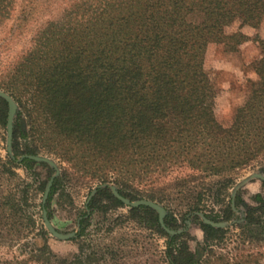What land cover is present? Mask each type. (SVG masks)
I'll return each instance as SVG.
<instances>
[{
	"label": "trees",
	"instance_id": "16d2710c",
	"mask_svg": "<svg viewBox=\"0 0 264 264\" xmlns=\"http://www.w3.org/2000/svg\"><path fill=\"white\" fill-rule=\"evenodd\" d=\"M14 2L0 0V24ZM263 18L264 0L72 1L58 19L37 30L30 48L4 73L7 81L0 79V89L12 96L26 121L24 127L18 119L13 124L12 156H34L41 147L79 176L103 184L115 177L119 194L131 201L140 196L129 191L130 183L158 182L178 167L217 176L249 165L264 156V40L258 41V81L229 126L215 116L217 91L203 62L209 44L236 52L248 40L239 31L226 33L231 24L255 29ZM6 118L7 104L0 98L1 125ZM20 165L46 168L45 182L51 176L44 163L24 158ZM45 182H40L41 192ZM58 182H52L46 208ZM256 198L263 202L260 195ZM104 199L120 204L106 186L97 188L87 205L90 215ZM129 213L168 238L167 264H257L251 255L196 261L185 234L167 235L153 210L139 206ZM231 214L228 209L222 220L206 217L221 222ZM85 215L77 224L79 238L88 225ZM194 219L207 246L221 239L223 229ZM27 222L34 228L30 215ZM244 222L248 229L262 228L251 208ZM164 225L176 230L167 219ZM36 236L42 239L44 233ZM45 251L44 245L29 250L27 260L0 264L38 263ZM81 252L80 247L77 256L60 264H85Z\"/></svg>",
	"mask_w": 264,
	"mask_h": 264
},
{
	"label": "rangeland",
	"instance_id": "374dc122",
	"mask_svg": "<svg viewBox=\"0 0 264 264\" xmlns=\"http://www.w3.org/2000/svg\"><path fill=\"white\" fill-rule=\"evenodd\" d=\"M72 1L15 0L9 18L0 24L2 81H7L4 73L30 48L37 30L45 22L58 19ZM236 31L248 39L236 52H227L220 44H209L204 54V71L217 91L214 113L223 126L232 123L236 110L244 105L258 81L255 67L262 57L258 41L264 40V18L255 29L240 27L238 23L225 29L228 34ZM14 102L17 112L13 124L18 119L24 127L26 121L22 114H18L20 108ZM20 144L25 142L20 141ZM38 148L39 152L34 156L48 158L59 171L54 178H59L58 189L47 208V201L42 203L46 185L43 192L40 189V182L47 179V169L35 167L26 170L20 165L23 155L13 157L12 164H8V159L12 158L6 151V124H0L1 262L27 260L29 250L41 249L45 245L47 251L43 255L38 254V263L31 261L28 264H60L70 261L79 254L80 247L82 252L79 257L85 264H167L164 254L166 236L157 232L151 223L132 219L130 207L123 203L102 200L98 210L86 216L89 217L88 225L80 238L58 240L52 237L44 227L43 210L50 215L49 221L58 233H76L77 219L85 211L87 199L94 190L105 184L110 188L118 186L113 183L115 177L103 184L99 180L79 176L62 160ZM48 168L52 171L49 180L54 170ZM256 175L264 178V156L247 166L226 170L217 176L193 171L188 166L178 167L158 182L130 183L128 189L137 192L140 200L160 205L166 215L175 220L176 229L185 231L189 249L195 258L199 256L198 260L212 255L231 258L251 255L252 262L264 264V239H261V233L264 232V181L254 177ZM259 195L262 203L256 198ZM236 196L240 198L239 204L235 203ZM227 208L232 211L230 219L217 222L226 223L222 228L221 239L207 246L193 218L200 219L198 215L204 218L217 215L222 220ZM250 208L259 218L261 229L245 227L244 219ZM29 215L35 222L34 228L29 227L27 222ZM40 232L44 233L42 239L36 236Z\"/></svg>",
	"mask_w": 264,
	"mask_h": 264
},
{
	"label": "water",
	"instance_id": "95a60500",
	"mask_svg": "<svg viewBox=\"0 0 264 264\" xmlns=\"http://www.w3.org/2000/svg\"><path fill=\"white\" fill-rule=\"evenodd\" d=\"M0 98L2 100H4L7 104V118H6V151L7 154L9 155L10 158L13 159L12 156V151H11V144H12V134H13V120L15 117V114L17 112V106L14 102V100L6 93L0 91ZM29 159L31 161H34L36 163H44L46 165H48L49 167H51L54 170V175L48 180V182H46V187L43 193V197H42V203H45V201L47 200V197L49 195L50 192V188L52 186V182L54 180V178L58 175V169L56 167V165L54 164V162H52L51 160H49L48 158H44V157H40V156H29V155H23L21 156V159ZM257 177L259 179H261L262 181H264L263 177H258V175L254 176ZM103 187V186H102ZM116 188L112 187L110 188L112 194L114 195V197L116 199H118L121 203H123L124 205L129 206L130 208H135V207H139V206H144L147 208H150L151 210H153L158 217V223L160 225V227L164 230V232L168 235H174L176 232L167 229L164 226L163 223V219L164 216L166 215L165 210L158 204L151 202V201H146V200H139V201H134V202H130L128 199H125L123 197H121L117 191L115 190ZM95 192V190H94ZM93 192V193H94ZM92 193V194H93ZM202 221L203 224L208 225L212 228L215 229H222L226 226V223H215L212 222L210 220H207L206 218H204L202 215H198ZM42 220H43V224L44 227L46 228V230L49 232V234L54 237L55 239L58 240H69L71 238L74 237V233H70V234H60L58 233L53 226L51 225L50 221L47 218L46 215V211L43 210L42 211ZM177 233H180L177 232ZM198 260V258H196V261Z\"/></svg>",
	"mask_w": 264,
	"mask_h": 264
},
{
	"label": "flooded vegetation",
	"instance_id": "af4514ba",
	"mask_svg": "<svg viewBox=\"0 0 264 264\" xmlns=\"http://www.w3.org/2000/svg\"><path fill=\"white\" fill-rule=\"evenodd\" d=\"M104 186H106L107 188H108V190L110 191V194L114 197V195L112 194V192H111V190H110V187L108 186V184H105ZM100 187H102V186H100ZM100 187H97V188H100ZM96 188V189H97ZM96 189H95V192H96ZM116 191H117V193L119 194V192H118V188H116L115 189ZM95 192L92 194V195H90L89 197H88V199H87V202H86V204H85V213H86V215L84 216V218H86V216H89L90 215V211L87 209V205H88V203L90 202V200H91V198L94 196V194H95ZM120 195V194H119ZM121 196V195H120ZM122 197V196H121ZM48 198V197H47ZM115 198V197H114ZM124 198V197H123ZM116 199V198H115ZM126 199V198H125ZM116 200H118V199H116ZM129 200V199H128ZM47 201V200H46ZM45 201V202H46ZM119 201V200H118ZM130 202H133V201H131V200H129ZM136 201H139V200H136ZM120 202V201H119ZM121 203V202H120ZM43 204H45V203H43ZM46 215H47V213H46ZM47 218H48V216H47ZM195 218V217H194ZM193 218V222H194V224H196L195 223V219ZM198 218V217H197ZM207 218V217H206ZM79 217H78V219H77V222H76V227L78 226L77 224H78V221H79ZM165 219H167V220H169L170 222H171V224H172V226H175L176 227V225H177V223L175 222V220H173L171 217H169V216H167V215H165L164 216V219H163V223H164V220ZM48 220H49V218H48ZM198 220L202 223V221L198 218ZM217 223V222H216ZM197 225V224H196ZM165 226V225H164ZM166 227V226H165ZM167 229H169L168 227H166ZM162 229V228H161ZM169 230H172V229H169ZM172 231H174V232H176L174 235H172V236H175V235H180V234H185V231H180V233H177V232H179L177 229L176 230H172ZM78 233V227H77V231H76V233H74V237H77L76 236V234ZM168 235V234H167ZM170 237H172L171 235H169ZM73 237V238H74ZM167 241H168V238H167ZM167 241H166V243H167ZM165 252H166V247H165ZM165 252H164V254H165ZM199 256H197L196 258H198Z\"/></svg>",
	"mask_w": 264,
	"mask_h": 264
}]
</instances>
